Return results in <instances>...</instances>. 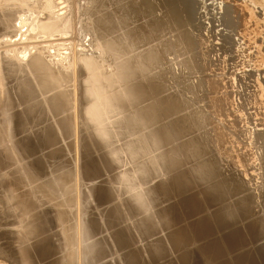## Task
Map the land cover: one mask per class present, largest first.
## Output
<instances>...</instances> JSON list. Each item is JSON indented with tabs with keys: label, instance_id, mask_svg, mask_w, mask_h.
Masks as SVG:
<instances>
[{
	"label": "rangeland",
	"instance_id": "obj_1",
	"mask_svg": "<svg viewBox=\"0 0 264 264\" xmlns=\"http://www.w3.org/2000/svg\"><path fill=\"white\" fill-rule=\"evenodd\" d=\"M81 1L83 0H67L66 4L74 7V13L70 16V18H68V20L64 22L61 30L64 29L63 26L69 21V19L71 22V29L75 23L77 24L79 22L83 23V25L85 26H88L90 24L89 23L90 16L88 15L91 14V12L93 13L97 9H100L93 3L92 0H90L91 3L89 5L90 6L89 9H92V11L88 10V12H86V8L81 4ZM182 1L180 2V0L179 1L177 0V2L175 3L174 0L173 1L169 0V2H167V4H169L168 6L169 8L170 6H175V8L173 7L170 9L168 8L169 11L171 10V12H173L175 11V9L176 11L183 10L182 12L180 11L182 14H176V15L162 14L161 12L160 14H158L159 12L157 11L156 12L157 14H151V16L148 17V18L153 17L154 19L156 17L155 21L158 20L160 21L158 28L159 34L156 36V38L154 37L151 38V40L154 39L153 41H150L148 39L147 45L143 46V47H149V46L154 47V53L152 54V57H150L149 52H147L146 54L143 52L139 54L137 53L138 56L136 57H138V60H135V62L141 63V65H143L142 67H145L143 73L144 76L143 75L141 76V74L138 72L133 74L134 76L132 81L135 83V86H137V89L135 91H132V94L133 92H137L138 96L131 95L132 96L131 97L130 94L121 91L122 93H120V96L117 97L114 94L115 93L114 90L117 87V85L121 84L122 82L119 83L115 81L112 82L109 81V82H102L101 84L99 82H95V85L94 84L92 85L90 84L91 82H89L88 79H86L85 81L86 78L85 75L88 74L85 71L86 72V73L84 72L85 75H82V77L80 75L78 77L79 79L78 82H80L82 78H83L82 80L84 81V82L81 81L82 83L80 82L81 84L77 86L79 89L78 88L75 89L76 82L74 83V91L76 92V93L74 92L75 94L74 96L75 98L77 97L79 99L74 100L75 104H73L70 107L62 108L60 104V100L55 99L57 98V96L54 95L53 91H51L52 93L51 95L49 90L47 92L46 91L43 92L45 93L43 94L44 97L47 95L45 98L42 96L41 93L37 91L35 93L36 95L34 93L28 94L26 96V99L28 100L22 99L23 97L21 96L22 101L20 99L19 103L17 104L15 101L16 107L14 109L17 110L18 108L19 110H22V113L23 111L24 112L26 111L27 113V114L23 113L24 116L22 117V121L24 122H22L21 120L10 122V120H8L9 118L5 116L6 113L8 112V106H6L7 108L6 112L1 111L2 108H0V123L3 122V118L4 120L6 119L9 122V126L7 127V129L3 128V126H0V134L3 136V139L0 138V199H1L0 200V220H1L0 221V261H1L0 264H131V262L132 264L135 263L136 264H167V263L168 264H231V262L235 258H237L238 255L244 256L246 257V259L250 258L248 259V264H258V262L259 264L261 263L264 264V261H261L264 260V258L260 259L262 253L258 250L259 248L264 247V235H262L264 234L262 233L264 232V230H262L261 228L262 226H264V223H262L264 222L262 221L264 220V218L262 219L260 218V217H264V213H262L264 212V201L261 202V200H264L262 199V195H264L262 194L264 193V191L262 190L264 189H261L264 188V186H261L264 185V182H261L262 180H264V177H261L264 176V174H262L264 173L262 172L264 170L260 171L261 169H264V167H262L264 166V164H262L264 163V156H262L264 155V103L260 104V102H264V62H262L264 61V14H261L264 13V9L260 8V6L258 5L251 4V6H249V9H253V10H250L251 14L249 15L246 14L247 16H249L246 17L243 11L244 9H246V7H248L249 0H245V1L244 0H239V1L238 0H216V1L186 0L185 2L187 4H185L184 1L183 2ZM95 3L98 4L99 6V2L97 0ZM180 3L181 4L184 3L185 5L182 4L183 6H181L182 8H180ZM243 3H245V5ZM220 4L222 7L220 6ZM43 7H45V3H43L42 0H0V15L19 14L23 18H27L26 29L28 30V34H30V38H27V41L31 44L33 40H35V38H32L33 35L34 36L46 35L45 33L52 31L49 29L40 28V25L47 20L46 17L47 14L44 11L45 8ZM183 7L184 9L188 8L189 10L186 9L184 11ZM255 12L257 14H255ZM258 13H260L262 17L260 16V14L258 15ZM257 16L259 17V19L261 17L259 22ZM242 18L244 22L242 21ZM152 19L150 20L153 21L154 19L153 20ZM255 20L258 23H262V25L260 24L262 28L258 23L256 24ZM249 26L256 29L252 30ZM246 30L249 33V37H247L248 33L246 32ZM251 32L253 34L255 33V35H253ZM1 34L2 33H0V35ZM70 34L71 33L64 34V36L68 37L70 36ZM17 36L18 34L15 35L12 39L19 40V36L18 38ZM83 36H84L83 34L79 35V41H80L79 44L85 42L84 41L85 38ZM244 36L247 37V40L246 37ZM251 36L252 39L250 43ZM253 37L255 40L257 39V41H255ZM5 39H7V37H3V39L0 40L5 41ZM91 39L92 36L90 35L89 37L86 38V42L88 41L91 42L90 41ZM253 43H255L254 44L256 45L255 47ZM85 47L86 48H79V46H77V49H80L79 51L83 52L84 56L85 55L86 57L89 56V58H92L94 62H96L97 64L99 63L98 67L97 66H94L95 68L91 67L90 71H92V73L101 70L103 72L105 71L106 74H112L116 71L117 62H115L116 60L111 53L108 52L110 54L109 55L107 51H104V49L101 50L99 48V45L94 46L92 45V43H90V47L88 46ZM189 47L191 48L189 49ZM7 57L8 56H6V59ZM195 57H198L200 59ZM9 58H11L12 60L9 61ZM14 60L16 59H13L12 57H8L7 62L8 63L10 62L11 64L12 61L13 62L12 65H15V62L16 64L21 63L17 60L16 61ZM24 62L26 61H23V63ZM137 63L133 68H131L132 70H135L138 65L141 66L140 64ZM145 63H147L149 66ZM196 63L199 68L195 66ZM198 63H200V65ZM93 65L96 64L94 63ZM112 66L114 69L112 68ZM62 67H65V69ZM62 67L58 65L56 66L55 64L52 65L51 63H49V65L43 64L42 66H40V68L43 70V78L46 84L48 85V87L58 86V85H62L64 87L65 85L67 86V90H66L67 94H70L72 93L70 87V81H69L71 78L68 80L65 78H68V76L73 75L75 72H77V70L73 73L72 66L70 67L62 66ZM146 69L148 72L146 71ZM25 71L28 72V74ZM18 72L20 73V76L17 75ZM3 73L4 72L0 70V78L3 82V87L0 88V95L1 93H4L6 89L5 86L7 83H8L7 85H10L11 88H13L15 85L20 83L21 80L22 82L20 84H23L26 80L30 82L31 80H33V75H31L32 73L29 71L28 68H26L24 72L23 70L19 71L16 68V70L11 75L12 78L11 77H10L11 79L9 78L10 80L7 79V76H5V74ZM145 73H147V75H145ZM151 73L154 74L148 75ZM200 73H202L203 75ZM14 75H16L15 77L17 78L13 77ZM4 76L6 77L7 80H9L7 81V83ZM30 77L32 79H30ZM15 79L17 81L16 82L17 84L15 83ZM214 79L216 80L227 79V80L224 81L226 83L222 81L225 85L222 84L220 90L218 88L216 89V87L214 89V85L211 83V80ZM202 80L204 81L202 82ZM145 82L146 84H144ZM20 84H18L14 88L18 87ZM96 84L98 86H102V90H103L98 94H96L94 91L96 88ZM156 84L158 86L157 91H155V89L151 90L152 92L150 90H146L149 86L151 85L156 86ZM58 89L62 90L61 86H58ZM80 90L82 91V93L80 92ZM19 92H21V90H19ZM78 93L80 94L78 95ZM23 94L24 92L22 91V95ZM210 95L211 97H209ZM53 96L54 98H52L53 99L52 100L51 97ZM80 96L82 98V101L80 100ZM82 96L85 98V100ZM215 96L216 98H214ZM220 96H224L225 98L229 99L230 103L227 105L229 106L228 107L229 109L226 108L228 109L226 110L228 112L223 111L224 113L217 114V107H215L217 105L216 99H218ZM211 98L214 101L213 105L211 103L212 102ZM14 99L17 100V98L15 97ZM45 99H48V101H50L51 104L50 106H48L49 105L48 101ZM34 100L37 101L36 104L40 103L36 106L37 108L35 107L36 104ZM29 101H31V103ZM99 101L100 103L101 102L104 103L105 106L101 107L102 105L99 103ZM232 101L235 103H233ZM256 101L258 103H256ZM209 103L213 106L212 108H210L211 105ZM214 103L216 105H214ZM11 104L12 103L9 102L8 105L11 106ZM41 104H45V106ZM79 105H81L80 108ZM18 106L22 109H20ZM24 106H27L29 109L27 107L23 109ZM39 106L42 107L44 106L43 107L44 109L41 107L40 112H36V110L39 111L40 108ZM46 107L49 110L52 107L51 111H48ZM86 107L87 109H85ZM204 107H206L205 110L203 109ZM96 108L97 110L98 108H100L101 111H105V114L107 115H102V117H100V119L97 122L96 120L93 119L95 122L94 123L92 122V117L94 118L96 113L100 111L98 110L96 112ZM46 109L48 114L51 115V118L48 114L45 113ZM84 110H86L87 114H89L88 116L85 113H83L84 115L82 116V112H84ZM41 112L45 114L44 115L45 117L48 116L49 119L42 116ZM225 112L226 113L231 112L230 113L231 115H228ZM36 113L37 115L40 114L39 115L40 118L32 117V115L34 116L36 115ZM54 113H56V115ZM222 114L224 116L221 117ZM26 115L29 117H27ZM217 115H220L219 116L220 118H218ZM30 116L33 119L35 118V120L37 121L34 122L35 124H30L31 123ZM23 118L26 120H24ZM86 118L88 119L91 118V120H88L90 121L89 123L86 122L87 121ZM119 118H121V120L123 121H121ZM27 119H29L28 120L29 122L27 121ZM33 119L31 121H34ZM118 119L119 122H117ZM200 120L204 124H202ZM219 120L220 122H218ZM53 121L56 122H54L53 124L52 123ZM16 122L19 125L21 123L20 127H18L19 125L16 124ZM27 122L29 125L27 124ZM223 122H225V125ZM12 123H14V125ZM46 123H49L48 125L50 126L47 125L44 126ZM51 123L53 124V126H51ZM86 123L87 124L91 123L92 124L90 125L91 127ZM58 124L59 125L61 124L63 128H66V130H68L67 128L72 126L70 127L72 128V131L62 135L61 133L62 129L61 127L59 128V126H57ZM24 127H26L27 129ZM43 127H48L45 128L48 131H50L49 128L52 127L50 128L52 132H55L56 130L55 133L51 134V136H56L51 138L52 142L51 139L50 141L49 140L44 141L43 139L40 138L41 135H44L43 133L47 131ZM120 127L122 128L120 129ZM19 128L20 129L24 128V129L20 130ZM38 128L40 129L39 131L40 133H38L37 131ZM41 128L42 130L43 129L45 130V131L43 130V133H41L42 132ZM102 128L104 129V132ZM243 128H244V132L246 129L247 131L249 130L247 132L248 134L242 133L243 131L241 132ZM16 131L18 135L17 133H15ZM105 131H107L106 135L108 133L107 138L105 137L106 136L105 134L104 135L101 134L102 132L105 133ZM220 132L222 134H220ZM215 133L217 134L219 133L220 136L226 134L224 137L222 136V138H225L227 136L229 139H231L232 142L234 141L235 143L234 142L233 143L235 150L238 148L246 149L248 147L249 150L251 151V155L255 156V157L253 156L254 161L252 165L254 164L256 166L257 164L261 163V165H259L261 169L258 165H257L258 167L257 166L255 167L253 165L248 169L246 168V171H248V175L246 174L247 172L243 174V172L245 171L244 168L242 169L241 166L237 167L236 164L231 162L232 161L231 152H228V154L226 152L227 151L226 148L229 144L227 145L225 144V141H221L220 140L221 137L219 136V134L216 136ZM252 133L253 134L255 133L254 134L255 136ZM37 134L40 136L38 137ZM89 134L90 136H88ZM243 134L245 135L243 136ZM36 135L38 138H36ZM246 135L247 136L249 135L250 140L246 138L247 137ZM14 136L15 139H13ZM91 136L95 137L94 139L95 140L97 139V141L91 139L90 138ZM218 136L220 137L219 139ZM17 137L19 139H17ZM213 137H216V139L213 140ZM23 138L27 140L26 141L27 143L24 142L23 144L24 141ZM54 138L56 139V141H54L55 140ZM87 138H90L91 141ZM253 138L256 140H254ZM20 139L23 141H21ZM247 139L248 142L250 141L249 143L248 142L246 143ZM92 140L94 141L93 143ZM219 144L220 146H218ZM246 145H250V146L246 147ZM242 146H245L246 148ZM6 149H8L9 154H7ZM189 149H192L193 153ZM111 150H116V152L118 151L117 154L119 155V158L115 165H113V163H111L108 159L107 161L104 159V162L106 161L105 163L102 162L103 161L102 158L105 157L103 153L105 154V152ZM183 151L184 152L188 151L187 152L188 156ZM220 151L222 152L220 153ZM224 151L226 152V154H224ZM190 152H191L190 155L191 157L188 154ZM237 152H239V150ZM101 155H103V157ZM219 155L221 156V158ZM100 157L102 160H100ZM183 161L185 162V164ZM255 161L257 164H255ZM107 162L108 165H106ZM252 167L254 168L255 171L253 170ZM240 171H241V175H239ZM128 175L131 177V181L125 182V176ZM257 175L260 177L258 178ZM183 176L188 177V181L190 182V186H189L190 188H188V190L189 191L191 190L190 192L192 193V197L194 199H199L198 201H200V199H204L205 190H207L209 187H212V185L223 186L225 183H228L226 182L227 178L228 180H232V181L234 180V183H236L235 180H237V183L235 184L236 185L235 190H231L229 188V185L232 184L231 182L229 184H225L224 185L225 189L223 191V196L225 195L224 197L222 196L221 198H219V200L217 201L215 200L209 205L202 204L201 207L202 209L199 208L196 212L193 211L190 214L188 211L185 210V204L187 205V203L184 204V202L181 200L182 198H180V196L182 197L183 195L181 190H178L177 188V186L179 187L180 180L184 178ZM10 179L14 181L16 186L15 185L13 186ZM121 180L124 181L122 182ZM161 180L163 181L165 180V181L161 182ZM250 180L251 182L253 181L254 183L253 182L251 183ZM169 181L171 182L169 183ZM248 181L249 183L248 185H246L247 184L246 182ZM244 184L246 185V187ZM256 186L258 188L261 186V188L258 189ZM249 187H251L252 190H249L250 189ZM131 189H134L136 194H138L140 197L147 196L148 198H150L149 194H151L152 192L154 195V191L157 194L166 195L167 196L166 199L163 197L162 199L159 198V200L156 203L165 204L166 206H172L173 209H177L179 211V217L173 218L172 215H170V212L168 210H165L163 212L169 215L170 222L169 221H167L166 223L163 222V224L157 223L158 226L157 228H154L153 230L154 232L153 231L148 232L146 230V226L144 223V219H145L144 215L137 207L132 208V206L130 205L131 199L128 200L129 198L128 195ZM253 189L255 192L254 194H252ZM260 189L262 193L259 191ZM255 190H258L260 193L258 191L256 192ZM134 191H131L130 193L135 194ZM163 191L166 194L163 193ZM28 193L35 198H32ZM246 193L248 195L250 194L249 196L248 195L245 196L247 198L243 196V194L246 195ZM251 194L254 196L251 197L252 196ZM258 194L260 195L262 194V195L260 196ZM13 195L16 197L15 199H17L18 196H20L21 200H22L21 196L25 195L23 200L28 201V202L24 201L25 204L28 203L25 205V207H27V205L29 206L30 204L33 206L32 207L30 205V207H27L31 209L33 208L32 209L33 212L30 211V215L28 216V218L24 216L25 215L24 211L23 213H21L22 212L21 210L25 208L23 206V202L21 203L22 205L19 206L20 203L19 201L18 203L19 207L17 206V203H15V200L14 203L12 202L14 199V197H12ZM240 195L243 197L241 198ZM257 195L260 196L261 198L257 197ZM26 197L27 198L31 197L30 198L31 203L28 200L29 198L26 199ZM250 197L255 200H251ZM148 198L147 200H149ZM257 198H259V200ZM32 199L33 202L35 201L33 204H32ZM245 199L246 200L250 199L253 204L250 202V200L248 202ZM18 200L19 198L17 199V202ZM239 200L246 201L247 205L246 203L243 204ZM238 201H239L238 203L239 205H234ZM11 202H12V206L10 204ZM157 204L155 203L152 204V208L160 207L159 205L156 206ZM176 204L178 205L176 206ZM181 204L183 206H181ZM228 205L230 207H228ZM252 205L253 207H251ZM36 207L38 208L36 209ZM61 207L63 208L60 209ZM177 207H179L181 210ZM224 209L225 211L230 210L232 213L236 215V218L234 219L230 218L228 221L223 220L222 223L229 224L230 225L229 228L232 227L235 229L238 228L237 230L240 233L241 240L240 243H238L236 246L241 244L242 245L238 247L234 246V248H238V249H233L234 251L232 250L231 253L232 257L217 258L216 254L217 255L219 254L218 251L209 252L207 249L209 247L208 245L210 238H206L205 236L197 232L198 234L197 233L193 234L195 238L192 237L193 238L192 240L190 235L188 234L189 225L190 222H192L193 220H198L205 215L208 214L210 216H212L211 214L219 215L218 214L219 211L222 210L221 213H223ZM61 211L64 212L62 217L60 215ZM241 211H245V213L244 215L240 214L241 216L240 217L238 212L240 213ZM256 211H258L262 216H260L259 213L256 215L257 213ZM184 212H185V217L187 214L190 217L187 215V217L189 218L187 217L185 218L183 214ZM154 215L158 216L159 212H156ZM151 217L153 218V215ZM260 220L262 222H260ZM185 223L187 224L186 226ZM83 225L85 226L84 228L88 230L87 233L88 237L86 238H83L82 236ZM259 225L261 226L259 227ZM180 227L181 229H179ZM223 230L219 232L222 233ZM256 230L257 232L255 233ZM174 232L175 233L179 232L178 235H180V237L177 234H175V236L177 235L181 241L176 240L178 239V237L176 236L177 237L176 238L174 235L173 236L175 237L176 241L173 240L172 233ZM219 232L214 233L212 237L215 236L214 238H216L217 236H220ZM244 232L247 233V234L245 233L246 236ZM171 237H172V241H171ZM89 240L92 241V242L90 241V243L93 245V248L95 249L94 251L95 255H89L88 257L82 259V257L84 256L83 253H81L82 252L81 250H83V246L86 244V241L89 242ZM177 241L178 243H176ZM83 242L85 243L84 245ZM40 243L46 247L47 252L46 250L39 252ZM175 243L176 245L177 244L178 245L174 246ZM25 246L30 249L32 248L33 250H29ZM34 246L36 247L37 250L34 248ZM23 247L25 248L23 249ZM78 248H80V250H78ZM25 249L29 250L31 253L36 250L37 254L39 253L41 254H39L38 256L35 255L36 258L31 260L30 258L26 257V255H24L26 251ZM35 252H33L32 254H35ZM78 252L80 253V255ZM203 252L204 254H202ZM42 254H44L43 256L45 257H41ZM132 255L133 257H131ZM37 258H39V260ZM127 258L130 259L128 260ZM231 258H233V260ZM146 260H148L147 263Z\"/></svg>",
	"mask_w": 264,
	"mask_h": 264
},
{
	"label": "bare ground",
	"instance_id": "obj_2",
	"mask_svg": "<svg viewBox=\"0 0 264 264\" xmlns=\"http://www.w3.org/2000/svg\"><path fill=\"white\" fill-rule=\"evenodd\" d=\"M43 1V3H45V7H43V8H45L44 9V11L46 12V17H47V20L43 23V24H41L40 25V28L41 29H43V28H45V29H49V30H52V31H50V32H48V33H45L46 35H41V36H39V35H36V36H34L33 35V37L32 38H35V40H33V42L30 44L28 41H27V38H30V34H28V30L26 29V24H27V18H23V17H21V15H16V14H2V15H0V33H2L1 35H0V39H3V37H7V39H5V41H1L0 40V63H1V66H0V70H2L4 73L3 74H5V76H7V79H9L10 77H11V75H12V73L16 70V68H17V70H19V71H22L23 70V72H24V70L26 69V68H28L29 69V71L32 73L31 75H33V80H31V82L30 81H28V80H26L23 84H20L21 82H22V80H21V82L20 83H18V84H20L18 87H16V88H14L15 86H17L18 84L16 83L17 81H16V79H15V83L17 84V85H13L12 87L13 88H11V86L10 85H7L8 83H7V81H9V80H7L6 79V77H5V80H6V86H5V91H4V93H1V95H0V108H2L1 109V111H7V108H6V106H8V112L6 113V115L5 116H7L8 118V120H10V122L12 121H19V120H21L22 121V117L24 116L23 115V113H26V111L24 112L23 111V113H22V110H19L18 108H17V110H15L14 108L16 107V104L17 103H19V101H20V99H21V96L23 97L22 99H25V100H28V99H26V96L28 95V94H30V93H36L37 91L39 92V93H41L42 94V96H43V94H45V93H43L44 91H49L50 93H51V91H53L54 92V95L55 96H57V98H55V99H57V100H60V104H61V107L62 108H66V107H70V106H72L73 104H75V102H74V100H76V99H79V98H75V94H74V83L76 82V85H75V89H77L78 87V85L79 84H81L82 82L81 81H83L82 79H81V83L80 82H78V77L81 75V77H82V75H85L84 74V72L86 71L88 74L87 75H85L86 76V78H85V81H86V79H88V81L89 82H91L90 84H94L95 85V82H99L100 84L102 83V82H109V81H115V82H122L121 84H119V85H117V87L115 88V90H114V94H115V96H117V97H119L120 96V93H122L121 91H123L124 93H127V94H130V96L132 95H137L138 96V93L137 92H133V94H132V91H135L136 89H137V86H135V83L132 81L133 80V74L134 73H136V72H138V73H140L141 74V76L143 75L144 76V70H145V67H142L143 65H141V63H137V62H135V60H138V57H136V56H138L137 55V53L139 54V53H147V52H149L150 53V57H152V54L154 53V47H152V46H149V47H143V46H145V45H147V43H148V39L150 40V41H153L154 39H152L151 40V38L152 37H154V38H156V36L159 34V30H158V28H159V23H160V21L158 20V21H155V19H156V17H155V19L153 18V17H151V18H148V17H150L151 16V14H157L156 12L158 11L159 13L158 14H160V12L162 13V14H182L181 12L183 11V10H180V11H176V9H175V11H173V12H171V10L169 11L168 10V6H169V4H167V2H169V0H97L98 2H99V6H98V4H96L95 2H96V0H92L93 1V3L97 6V7H99L100 9H97L95 12H91V14H89L88 16H90V18H89V25L88 26H85V25H83V23H75L73 26H72V29H71V22H70V19H69V21L63 26V28L64 29H62L61 30V28H62V25L64 24V22L66 21V20H68V18H70V16L74 13V7L73 6H69L68 4H66V2H67V0H42ZM173 1V0H172ZM179 1V0H178ZM182 0H180V2H181ZM184 1V3L185 4H187L185 1L186 0H183ZM182 1V2H183ZM204 1V0H203ZM216 1V0H215ZM239 1V0H238ZM245 1V0H244ZM174 2L176 3L177 2V0H174ZM190 2V1H189ZM242 2V1H241ZM90 3H91V1L90 0H83V1H81V4L86 8V12H88V10H90V11H92V9H89V5H90ZM184 3H182L183 5H185ZM222 3V2H221ZM224 3V2H223ZM181 3H180V8H182L181 6H183ZM225 4V3H224ZM244 5H245V3H243ZM242 4V5H243ZM249 5H248V7H246V9H244V11H243V13H244V15H249V14H251V11L250 10H253V9H249V6H251V4L252 5H258V6H260V8H262V9H264V0H249V3H248ZM199 5V4H198ZM197 5V6H198ZM247 5V4H246ZM188 6V5H187ZM220 6H221V4H220ZM175 8V6H170V8ZM186 7V6H185ZM222 7V6H221ZM244 7V6H243ZM254 7V6H253ZM257 7V6H256ZM169 8V9H170ZM200 8H202V7H200ZM183 9H184V7H183ZM186 9H188V8H186ZM186 9H184V11L186 10ZM195 9H196V7H195ZM204 9V8H203ZM243 9V8H242ZM257 9V8H256ZM178 10H179V8H178ZM189 10V9H188ZM258 10V9H257ZM216 11V10H215ZM239 11V10H238ZM261 11V10H260ZM184 13V12H183ZM150 14V15H149ZM255 14H257L256 12H255ZM260 13H258V15H259ZM261 14H264V13H261ZM261 14H260V16H261ZM175 15H174V17H175ZM246 15V17H249V16H247ZM254 15V14H253ZM253 15H252V17H253ZM152 16H154V15H152ZM166 17V16H165ZM170 17V16H169ZM244 17V16H243ZM258 17V16H257ZM262 17V16H261ZM261 17H260V19H261ZM154 20H153V19ZM150 19H152L153 21H151ZM178 19V18H177ZM245 19V18H244ZM255 19V18H254ZM259 17H258V22H259ZM172 20H173V18H172ZM256 20H257V18H256ZM256 20H255V22H256ZM178 21V20H177ZM176 21V22H177ZM242 21L244 22V20H243V18H242ZM249 21V20H248ZM248 21H247V23H248ZM181 22V21H180ZM250 22V21H249ZM251 22H252V20H251ZM258 22H256V24L258 23ZM245 24V23H244ZM259 25L261 24L262 25V23H258ZM177 25V24H176ZM246 25V24H245ZM250 25V24H249ZM260 25V26H261ZM251 26V25H250ZM249 26V27H250ZM253 26V25H252ZM255 26V25H254ZM259 26V27H260ZM247 28V27H246ZM252 30L253 29H256V28H252V27H250ZM258 28V27H257ZM261 28H262V26H261ZM69 29H71V30H69ZM242 29H243V27H242ZM245 29V28H244ZM247 30H249V29H247ZM246 30V32L248 33V31ZM251 31V30H250ZM258 31V30H257ZM242 32H243V30H242ZM255 32H256V30H255ZM260 32V31H259ZM69 33H71L70 34V36H68V37H70V38H68V37H65L64 36V34H69ZM246 33V34H247ZM252 33V32H251ZM251 33H250V35H251ZM262 33V32H261ZM18 34V36H19V40H13L12 38L15 36V35H17ZM81 34H83L84 36V38H85V42H82V43H80L79 44V35H81ZM253 34V33H252ZM49 35V36H48ZM92 36V39L90 40L91 42H86V38L87 37H89V36ZM248 35V36H247ZM246 36L247 37H249V33L247 34ZM253 35H255V33L253 34ZM18 36H17V38H18ZM246 36H244V37H246ZM261 36V35H260ZM74 37H75V40H74ZM247 37H246V40H247ZM16 38V37H15ZM14 38V39H15ZM16 38V39H17ZM73 38V39H72ZM239 38H241V37H239ZM236 39V38H235ZM237 39H238V37H237ZM251 39H252V36H251V38H250V43H251ZM253 39H254V37H253ZM245 40V41H246ZM255 40V39H254ZM254 40H252V41H254ZM249 41V40H248ZM247 41V42H248ZM255 41H257V39L255 40ZM243 42V41H242ZM260 42V41H259ZM90 43H92V45H94V46H97V45H99V48L101 49V50H103L104 49V51H107V53L109 52V53H111L113 56H114V58H115V62H117L116 63V71L114 72V73H112V74H106L105 73V71L103 72V71H101V70H98V71H96L95 73H92V71H90L91 70V67H94V66H97L98 67V65H99V63L97 64L96 62H94L93 60H92V58H89V56H87L86 57V55L84 56L83 55V52H81V51H79L80 49H77V46H79V48H86L85 46H88V47H90ZM237 43V42H236ZM153 44V43H152ZM245 44V43H244ZM255 43H253V45H254ZM149 45V44H148ZM251 45V44H250ZM252 45V46H253ZM235 46V45H234ZM256 45H254V47H255ZM241 47V46H240ZM248 47V46H247ZM251 47V46H250ZM191 47H189V49H190ZM237 48H238V46H237ZM257 48V47H256ZM244 49V48H243ZM247 49V48H246ZM255 49V48H254ZM157 50V49H156ZM140 51V52H139ZM159 51V50H158ZM236 51V50H235ZM243 51V50H242ZM247 51V50H246ZM253 51V50H252ZM251 51V52H252ZM124 52H126V53H124ZM161 52V51H160ZM188 52V51H187ZM201 52V51H200ZM204 52V51H203ZM108 53V54H109ZM193 53V52H192ZM249 53V52H248ZM253 53V52H252ZM160 54H162V53H160ZM110 55V54H109ZM156 55V54H155ZM189 55V54H188ZM247 55V54H246ZM6 56H8V57H12L13 59H16L17 61H19V62H21V63H17L16 64V62H15V65H12L13 64V62L11 61V64H10V62L8 63L7 62V60H8V57H7V59H6ZM196 56V55H195ZM245 56V55H244ZM250 57V56H249ZM146 58V57H145ZM144 58V59H145ZM195 58H198V57H195ZM254 58V57H253ZM111 59V58H110ZM142 59V58H141ZM198 59H200V58H198ZM249 59V58H248ZM262 59V58H261ZM10 60H12L11 58H9V61ZM16 60H14V61H16ZM143 60V59H142ZM160 60V59H159ZM23 61H26V62H24L23 63ZM113 61V60H112ZM112 61H111V63H112ZM144 61H146V60H144ZM196 61V60H195ZM248 61V60H247ZM246 61V62H247ZM260 61V60H259ZM45 62V63H44ZM51 63L52 65L53 64H55L56 66L58 65V66H60V67H62V66H72V72L74 73L76 70H77V72H75V73H77V74H73V75H70V76H68V78H65V79H70L69 81H70V87H71V90H72V93H70V94H67V92H66V90H67V86H65L64 85V87L62 86V85H58V86H61V89L62 90H60V89H58V86H51V87H48V85L46 84V82H45V80H44V78H43V70L40 68V66H42L43 64H48L49 65V63ZM129 63V65H128V63ZM143 62V61H142ZM152 62V61H151ZM201 62V61H200ZM262 62H264V61H262ZM96 64V65H93V64ZM136 63L137 64H140L141 66H137L136 67V69L135 70H132L131 68H133L135 65H136ZM154 63V62H153ZM152 63V64H153ZM158 63V62H157ZM251 63V62H250ZM259 63V62H258ZM145 64H147V63H145ZM199 65H200V63H198ZM203 64V63H202ZM205 64H207V63H205ZM261 64V63H260ZM148 65V64H147ZM246 65V64H245ZM249 65V64H248ZM255 65V64H254ZM108 66V65H107ZM114 66V65H113ZM113 66H112V68H113ZM149 66V65H148ZM196 67H198L197 66V63H196V65H195ZM202 66V65H201ZM241 66V65H240ZM130 67V68H129ZM188 67V66H187ZM254 67V66H253ZM62 68H64L65 69V67H62ZM66 68H68V67H66ZM95 68V67H94ZM192 68V67H191ZM199 68V67H198ZM203 68H205V67H203ZM15 69V70H14ZM68 69H70V68H68ZM100 69V68H99ZM114 69V68H113ZM150 69V68H149ZM206 69H207V67H206ZM196 70V69H195ZM146 71H147V69H146ZM150 71V70H149ZM200 71V70H199ZM207 71V70H206ZM206 71H204V72H206ZM26 72V71H25ZM61 72V71H60ZM85 72V73H86ZM109 72V71H108ZM148 72V71H147ZM201 72V71H200ZM19 73V72H18ZM17 73V75H19L20 76V73L18 74ZM27 74H28V72H26ZM62 73V72H61ZM64 73V72H63ZM16 74V73H15ZM24 74V73H23ZM26 74V75H27ZM30 74V73H29ZM65 74V73H64ZM154 74V73H153ZM152 73L151 74H148V75H153ZM200 74H202V73H200ZM206 74V73H205ZM145 75H147V73H145ZM203 75V74H202ZM207 75V74H206ZM211 75V74H210ZM217 75V74H216ZM16 75H14L13 77H15ZM136 76V75H135ZM220 76V75H219ZM66 77H67V75H66ZM224 77V76H223ZM15 78H17V77H15ZM23 78H24V75H23ZM29 78V77H28ZM28 78H26V79H28ZM76 78H77V80H76ZM206 78V77H205ZM208 78V77H207ZM218 78V77H217ZM22 79V78H21ZM30 79H32L31 77H30ZM110 79V80H109ZM135 79V78H134ZM223 79V78H222ZM220 80V79H214V80H211V83L214 85V89H215V87H216V89L218 88V89H220L221 90V86H222V84L223 85H225L224 83H226V82H224V81H226V80ZM13 80V79H12ZM76 80V81H75ZM91 80V81H90ZM140 80V79H139ZM144 80V79H143ZM250 80V79H249ZM34 81V82H33ZM204 80H202V82H203ZM210 81V80H209ZM215 81V82H214ZM224 83H223V82ZM234 81V80H233ZM10 82H12V81H10ZM84 82V81H83ZM88 82V83H89ZM198 82V81H197ZM14 83V84H15ZM86 83V82H85ZM154 83V82H153ZM152 83V84H153ZM229 83V82H228ZM144 84H146V82L144 83ZM160 84V83H159ZM193 84H195V83H193ZM201 84V83H200ZM12 85V84H11ZM143 85V84H142ZM203 85V84H202ZM207 85H208V82H207ZM227 85V84H226ZM82 86V85H81ZM147 86V85H146ZM161 86V85H160ZM204 86H206V85H204ZM260 86V85H259ZM3 87V82H2V80H1V78H0V88H2ZM80 87V86H79ZM148 87V86H147ZM155 87V88H154ZM242 87V86H241ZM83 88V87H82ZM157 88H158V86H157V84H156V86H154V85H151V86H149L146 90H154L155 89V91H157ZM200 88V87H199ZM198 88V89H199ZM51 89H54V90H51ZM79 89V88H78ZM208 89V88H207ZM213 89V88H212ZM19 90H21V92H19ZM64 90V91H63ZM83 90V89H82ZM93 90V89H92ZM145 90V91H146ZM197 90V89H196ZM22 91L24 92V94L22 95ZM95 93L96 94H98V93H100V92H102L103 90H102V86H98L97 84H96V88H95ZM142 91V90H141ZM140 91V92H141ZM149 91V92H150ZM154 91V92H155ZM200 91V90H199ZM215 91V90H214ZM77 92H79V91H77ZM80 92L82 93V91L80 90ZM152 92V91H151ZM176 92V91H175ZM195 92V91H194ZM213 92V91H212ZM217 92V91H216ZM240 92V91H239ZM76 93V92H75ZM157 93V92H156ZM201 93V92H200ZM204 93V92H203ZM218 93H220V92H218ZM21 94V95H20ZM48 94V93H47ZM80 93H78V95H79ZM241 94V93H240ZM239 94V95H240ZM260 94V93H259ZM36 95V94H35ZM40 95V94H39ZM51 95H52V93H51ZM50 95V96H51ZM83 95V94H82ZM84 95H86V94H84ZM107 95V94H106ZM122 95V94H121ZM222 95V94H221ZM242 95V94H241ZM246 95V94H245ZM33 96V95H32ZM47 96V95H46ZM45 96V97H46ZM123 96V95H122ZM131 96V97H132ZM156 96V95H155ZM195 96V95H194ZM198 96V95H197ZM251 96V95H250ZM261 96V95H260ZM14 97L15 98H17V100H15L14 99ZM44 97V96H43ZM44 97V98H45ZM83 97V96H82ZM209 97H211V95L209 96ZM237 97V96H236ZM27 98H29V97H27ZM31 98V97H30ZM52 98H54V96L53 97H51V99ZM84 98V97H83ZM88 98V97H87ZM206 98V97H205ZM204 98V99H205ZM208 98V97H207ZM213 98V97H212ZM211 98V99H212ZM214 98H216V96L214 97ZM231 98V97H230ZM240 98H241V96H240ZM239 98V99H240ZM252 98V97H251ZM250 98V99H251ZM22 99H21V101H22ZM99 99V98H98ZM142 99V98H141ZM180 99V98H179ZM203 99V100H204ZM210 99V100H211ZM238 99V98H237ZM244 99V98H243ZM246 99V98H245ZM248 99V98H247ZM254 99V98H253ZM260 99V98H259ZM39 100V99H38ZM43 100V99H42ZM45 100H47L48 101V99H45ZM53 100V99H52ZM80 100L82 101V98H81V96H80ZM84 100H85V98H84ZM103 100V99H102ZM113 100V99H112ZM125 100V99H124ZM136 100V99H135ZM146 100V99H145ZM196 100V99H195ZM232 100V99H231ZM256 100V99H255ZM261 100V99H260ZM259 100V101H260ZM15 101H16V104H15ZM18 101V102H17ZM35 101V100H34ZM78 101V100H77ZM87 101V100H86ZM153 101V100H152ZM184 101V100H183ZM216 101H217V105L214 103V105H216L215 107H217V114H221V113H224L223 111H226V110H228L229 108V106H227L229 103H230V100L229 99H227V98H225L224 96H220L218 99H216ZM237 101V100H236ZM247 101V100H246ZM262 101V100H261ZM9 102H11L12 104H11V106H9L8 104H9ZM28 102V101H27ZM30 103H31V101H29ZM36 102L37 101H35V104H36ZM42 102V101H41ZM44 102H46V101H44ZM55 102V101H54ZM57 102V101H56ZM96 102V101H95ZM135 102V101H134ZM201 102V101H200ZM213 99H212V105H213ZM233 102V101H232ZM255 102V101H254ZM43 103V102H42ZM86 103V102H85ZM99 103H100V101H99ZM121 103V102H120ZM202 103V102H201ZM208 103V102H207ZM233 103H235V102H233ZM249 103V102H248ZM251 103V102H250ZM256 103H258L257 101H256ZM255 103V104H256ZM261 103H264V102H260V104ZM23 104V103H22ZM21 104V105H22ZM28 104V103H27ZM38 104H40V103H38ZM38 104H36L35 105V107L38 105ZM47 104V103H46ZM48 106H50L51 104H50V101H48ZM56 104V103H55ZM59 104V103H58ZM102 106L101 107H103V106H105L104 105V103H100ZM134 104V103H133ZM146 104V103H145ZM190 104V103H189ZM210 104V103H209ZM19 105V104H18ZM20 105V106H21ZM31 105V104H30ZM41 105H44L45 106V104H41ZM82 105V104H81ZM81 105H79V108H80V106ZM99 105V104H98ZM147 105V104H146ZM169 105H171V104H169ZM211 105V104H210ZM211 105V107L210 108H212L213 106ZM234 105V104H233ZM242 105V104H241ZM249 105V104H248ZM43 106V107H44ZM56 106V105H55ZM77 106V105H76ZM76 106H75V108H76ZM83 106V105H82ZM86 106V105H85ZM93 106H95V105H93ZM161 106V105H160ZM227 106V107H226ZM19 107V106H18ZM25 107H27V106H24L23 107V109L25 108ZM40 107V108H39ZM38 108H39V111H37L36 110V112H40V109H41V107L42 106H39ZM42 107V108H43ZM57 107V106H56ZM88 107V106H87ZM87 107L85 108V109H87ZM100 107V106H99ZM232 107V106H231ZM230 107V108H231ZM234 107V106H233ZM241 107V106H240ZM20 108V107H19ZM28 108V107H27ZM37 108V107H36ZM47 108V107H46ZM74 108V109H75ZM90 108V107H89ZM138 108V107H137ZM205 108L206 107H204L203 109L205 110ZM226 108H228V109H226ZM20 109H22V108H20ZM29 109V108H28ZM44 109V108H43ZM48 109V108H47ZM47 109H46V114H48V112H47ZM51 109H52V107H51ZM51 109L49 110L48 109V111H51ZM61 109V108H60ZM68 109V108H67ZM94 109V108H93ZM103 109V108H102ZM216 109V108H215ZM234 109V108H233ZM31 110H32V108H31ZM35 110V109H34ZM89 110V109H88ZM98 110H100V108H98ZM97 110V108H96V112L98 111ZM118 110V109H117ZM182 110V109H181ZM210 110V109H209ZM214 110V109H213ZM232 110V109H231ZM42 111V110H41ZM44 111V110H43ZM53 111V110H52ZM81 111V110H80ZM79 111V112H80ZM159 111V110H158ZM173 111V110H172ZM240 111V110H239ZM33 112V111H32ZM76 112V111H75ZM179 112V111H178ZM209 112V111H208ZM214 112V111H213ZM212 112V113H213ZM226 112H228V111H226ZM225 112V113H226ZM34 113H35V111H34ZM42 113V116H44L45 114H43V112H41ZM83 113H85V114H87V112H86V110H84V112H82V116L84 115ZM89 113H92V112H89ZM150 113V112H149ZM160 113V112H159ZM199 113V112H198ZM231 113V112H230ZM230 113H226V114H228V115H231ZM236 113V112H235ZM27 114V113H26ZM32 114V113H31ZM55 115H56V113H54ZM164 114V113H163ZM193 114V113H192ZM209 114V113H208ZM215 114V113H214ZM241 114V113H240ZM2 115H4V114H2ZM30 115V114H29ZM36 115H37V113H36ZM32 115V117H37V118H40V114L39 115ZM49 116H50V118H51V115L50 114H48ZM89 114H87V116H88ZM102 115H107V114H105V111H99V112H97L96 113V115H95V117L93 118L92 117V122H94V120H96V122L100 119V117H102ZM129 115V114H128ZM146 115V114H145ZM144 115V116H145ZM227 115V116H228ZM27 116V115H26ZM25 116V117H26ZM39 116V117H38ZM41 116V117H42ZM81 116V117H82ZM87 116H84V117H87ZM91 116V115H90ZM143 116V117H144ZM162 116V115H161ZM171 116V115H170ZM169 116V117H170ZM173 116H174V114H173ZM176 116V115H175ZM216 116V115H215ZM218 116V118H220L219 116L220 115H217ZM222 116H224L223 114L221 115V117ZM27 117H29V116H27ZM45 117V116H44ZM165 117V116H164ZM164 117H162V118H164ZM178 117V116H177ZM226 117V116H225ZM230 117V116H229ZM228 117V118H229ZM45 118H48V116H46ZM54 118V117H53ZM52 118V119H53ZM150 118V117H149ZM200 118V117H199ZM202 118V117H201ZM208 118V117H207ZM218 118H217V120H218ZM239 118V117H238ZM241 118V117H240ZM24 119V118H23ZM30 119L32 120L33 118H31V116H30ZM49 119V118H48ZM47 119V120H48ZM51 119V120H52ZM61 119V118H60ZM87 119V123H89L90 121H88V120H91V118L90 119H88V118H86ZM94 119V120H93ZM120 120H121V118H119ZM119 119L117 120V122H119ZM185 119V118H184ZM247 119V118H246ZM2 120V119H1ZM24 120H26V119H24ZM29 119H27V121H28ZM30 120V124H35L34 122L36 121L35 120V118L33 119L34 121H31ZM54 120V119H53ZM62 120V119H61ZM203 120V119H202ZM237 120H239V119H237ZM20 121V122H21ZM50 121V120H49ZM60 121V120H59ZM66 121V120H65ZM85 121V120H84ZM103 121V120H102ZM106 121V120H105ZM121 121H123V120H121ZM194 121V120H193ZM201 121V120H200ZM208 121V120H207ZM22 122H24V121H22ZM26 122V121H25ZM29 122V121H28ZM28 122H27V124H28ZM33 122V123H32ZM37 122V121H36ZM39 122V121H38ZM51 122V121H50ZM54 122H56V121H53L52 123L54 124ZM91 122V123H92ZM101 122V121H100ZM114 122H115V120H114ZM181 122V121H180ZM195 122V121H194ZM213 122V121H212ZM218 122H220V120L218 121ZM40 123V122H39ZM51 123V126H53V124ZM86 123V124H87ZM87 124V125H92V124ZM95 123V122H94ZM102 123V122H101ZM105 123V122H104ZM103 123V124H104ZM134 123H135V121H134ZM193 123V122H192ZM201 123H202V121H201ZM224 123V125H225V122H223ZM238 123V122H237ZM240 123V122H239ZM250 123V122H249ZM13 125H14V123H12ZM16 124H18L17 122H16ZM23 124V123H22ZM36 124H38V123H36ZM49 123H46L44 126H50V125H48ZM121 124V123H120ZM199 124H200V122H199ZM202 124H204V123H202ZM253 124H255V123H253ZM19 125V124H18ZM20 125H21V123H20ZM20 125L18 126V127H20ZM26 125V124H25ZM29 125V124H28ZM27 125V126H28ZM190 125V124H189ZM211 125V124H210ZM214 125V124H213ZM228 125V124H227ZM240 125H243V124H240ZM246 125V124H245ZM249 125V124H248ZM258 125V124H257ZM0 126H3V128H6L7 129V127L9 126V122L5 119L4 120V118H3V122H1L0 123ZM57 126H59V128L61 127V129H62V135H64L65 133H69L70 131H72V128H70V127H72V126H70L69 128H67L68 130H66V128H63L62 127V125L60 124H58ZM129 126V125H128ZM135 126V125H134ZM217 126V125H216ZM239 126V125H238ZM260 126V125H259ZM23 127V126H22ZM66 127V126H65ZM83 127V126H82ZM81 127V128H82ZM91 127V126H90ZM197 127V126H196ZM224 127H226V126H224ZM241 127V126H240ZM251 127V126H250ZM255 127V126H254ZM14 128V127H13ZM24 128H26V127H24ZM23 128V129H24ZM36 128V127H35ZM44 129L45 128H48V127H43ZM50 128H52V127H50ZM49 128V130L51 131V129ZM94 128V127H93ZM122 127H120V129H121ZM216 128V127H215ZM15 129H17V128H15ZM20 129V128H19ZM22 129V128H21ZM20 129V130H21ZM22 129V130H23ZM27 129V128H26ZM43 129V130H44ZM54 129V128H53ZM52 129V130H53ZM55 129H56V127H55ZM54 129V130H55ZM64 129V130H63ZM103 129V128H102ZM110 129V128H109ZM119 129V128H118ZM214 129V128H213ZM223 129V128H222ZM246 129V128H245ZM32 130V129H31ZM43 130H42V128H41V133H43ZM45 130H47V129H45ZM44 130V131H45ZM53 130V131H54ZM59 130V129H58ZM85 130V129H84ZM91 130V129H90ZM216 130V129H215ZM217 130H218V128H217ZM251 130V129H250ZM260 130V129H259ZM258 130V131H259ZM15 131V130H14ZM30 131V130H29ZM38 133H40L39 131H40V129L38 128ZM50 131H46L45 133H43L44 135H41V139H43L44 141L45 140H49L50 141V139L51 138H53V137H56V136H51V134L52 133H55L56 132V130H55V132H50ZM61 131V130H60ZM75 131H76V129H75ZM83 131V130H82ZM121 131V130H120ZM128 131V130H127ZM240 131V130H239ZM243 131V132H242ZM249 131V130H248ZM247 131V129L245 130V132H244V128H243V130H241V132L242 133H247L248 132ZM255 131H257V130H255ZM32 132V131H31ZM84 132V131H83ZM103 132H104V129H103ZM101 133V134H105L106 135V132L107 131H105V133ZM156 132V131H155ZM214 132H217V131H214ZM214 132H213V134H214ZM218 132H219V130H218ZM223 132V131H222ZM15 133H17V131L15 132ZM20 133V132H19ZM37 133V132H36ZM76 133V132H75ZM209 133V132H208ZM225 133V132H224ZM240 133V132H239ZM241 133V134H242ZM25 134H27V133H25ZM113 134V133H112ZM216 134V136L219 134H217V133H215ZM220 134H222L221 132H220ZM220 134H219V136H220ZM248 134V133H247ZM253 134V133H252ZM251 134V135H252ZM255 134V133H254ZM253 134V135H254ZM260 134V133H259ZM4 135V134H3ZM17 135H18V133H17ZM20 135V134H19ZM34 135V134H33ZM38 135V134H37ZM37 135H36V138H38L40 135H38V137H37ZM97 135V134H96ZM107 135H108V133H107ZM107 135L105 136L106 138H107ZM226 135V134H225ZM225 135H222L223 137L225 136ZM228 135V134H227ZM245 134H243V136H244ZM250 135V134H249ZM249 135L246 137V138H248L249 139ZM24 136V135H23ZM22 136V137H23ZM43 136V137H42ZM76 136V135H75ZM88 136H90V134L88 135ZM100 136V135H99ZM211 136V135H210ZM218 136V139L221 137L222 138V136H220L219 137ZM255 136V135H254ZM19 137V136H18ZM17 137V139H19ZM21 137V138H22ZM26 137V136H25ZM24 137V138H25ZM35 137V136H34ZM84 137H85V135H84ZM252 137V136H251ZM258 137V136H257ZM0 138H2L3 139V136L0 134ZM23 138V139H24ZM27 138V137H26ZM32 138V137H31ZM30 138V139H31ZM91 139H93L94 141H97V139L95 140L94 138L95 137H90ZM90 138H87V139H89L90 140ZM175 138V137H174ZM183 138V137H182ZM220 138V140L221 141H225V144H229L228 146H227V148H226V152H227V154H228V152H231V157H232V161L231 162H233L234 164H236L237 165V167L238 166H241V168L243 169L244 168V172H243V174L245 173V172H247L246 174L248 175V171H246V168L248 169V168H250L251 166H253L252 165V163H253V161H254V157L251 155V151L249 150V148L247 147V146H250V145H246V147L245 146H242V147H245L246 149H236L235 150V148H234V143L231 141V139H229L227 136L225 137V138H222L221 139ZM13 139H15V136H14V138ZM33 139V138H32ZM55 139V138H54ZM53 139V140H54ZM216 139V137H213V140H215ZM248 139H247V141L246 140H244V141H246V143L248 142ZM254 139V138H253ZM21 140V139H20ZM84 140V139H83ZM92 140V143L94 142ZM183 140V139H182ZM235 140V139H234ZM250 140V139H249ZM254 140H256V139H254ZM21 141H23V140H21ZM27 140H25L24 139V141H23V144H24V142H26ZM39 141V140H38ZM41 141V140H40ZM46 141V142H47ZM54 141H56V139L54 140ZM91 141V140H90ZM98 141H99V139H98ZM112 141V140H111ZM117 141V140H116ZM193 141V140H192ZM196 141V140H195ZM18 142V141H17ZM32 142H33V140H32ZM51 142H52V139H51ZM118 142V141H117ZM176 142V141H175ZM187 142V141H186ZM237 142V141H236ZM241 142V141H240ZM250 142V141H249ZM248 142V143H249ZM253 142V141H252ZM261 142V141H260ZM27 143V142H26ZM50 143V142H49ZM88 143V142H87ZM91 143V144H92ZM244 143V142H243ZM243 143H242V145H243ZM51 144V143H50ZM90 144V145H91ZM98 144V143H97ZM148 144V143H147ZM188 144V143H187ZM205 144V143H204ZM245 144V143H244ZM235 145H237V144H235ZM239 145V144H238ZM252 145V144H251ZM53 146V145H52ZM77 146V145H76ZM99 146V145H98ZM114 146V145H113ZM192 146V145H191ZM202 146H204V145H202ZM218 146H220V144L218 145ZM253 146V145H252ZM260 146V145H259ZM40 147V146H39ZM112 147V146H111ZM110 147V148H111ZM106 148H109V147H106ZM178 148H179V146H178ZM185 148V147H184ZM196 148V147H195ZM220 148V147H219ZM218 148V149H219ZM241 148V147H240ZM197 149V148H196ZM199 149V148H198ZM202 149V148H201ZM212 149V148H211ZM222 149V148H221ZM224 149V148H223ZM250 149H251V147H250ZM253 149H255V148H253ZM252 149V150H253ZM55 150V149H54ZM184 150V149H183ZM191 152H192V149H189ZM194 150V149H193ZM204 150H205V148H204ZM215 150V149H214ZM239 150V152H237ZM256 150H258V149H256ZM260 150V149H259ZM58 151H60V150H58ZM126 151V150H125ZM168 151V150H167ZM196 151V150H195ZM219 151V150H218ZM218 151H216V152H218ZM6 152H7V154H9V151H8V149H6ZM56 152V151H55ZM54 152V153H55ZM118 152V151H117ZM117 152H116V150H111V151H108V152H105V154L103 153V155L105 156L104 158H102L103 159V161L102 162H104V159L107 161V159L111 162V163H113V165H115L116 164V162L118 161V158H119V155L117 154ZM122 152V151H121ZM177 152V151H176ZM184 152V151H183ZM188 152V151H187ZM187 152L185 151L184 153H186V155H187ZM191 152L190 153H188L189 154V156L191 155ZM222 151H220V153H221ZM226 152L224 151V154H226ZM255 152V151H254ZM123 153V152H122ZM178 153V152H177ZM193 153V152H192ZM93 154V153H92ZM126 154V153H125ZM202 154V153H201ZM210 154V153H209ZM219 154V153H218ZM223 154V153H222ZM252 154H254V153H252ZM103 155H101L102 157H103ZM121 155V154H120ZM257 155V154H256ZM259 155V154H258ZM89 156V155H88ZM122 156V155H121ZM188 156V155H187ZM220 156V155H219ZM218 156V157H219ZM262 156H264V155H262ZM55 157V156H54ZM184 157H186V156H184ZM191 157V156H190ZM189 157V158H190ZM200 157H202V156H200ZM121 158V157H120ZM123 158V157H122ZM128 158V157H127ZM139 158V157H138ZM205 158V157H204ZM210 158V157H209ZM220 158H221V156H220ZM89 159V158H88ZM101 159V157H100V160H102ZM195 159V158H194ZM255 159H257V158H255ZM141 160V159H140ZM209 160V159H208ZM105 161V162H106ZM108 161V162H109ZM169 161V160H168ZM204 161V160H203ZM220 161V160H219ZM58 162V161H57ZM100 162V161H99ZM104 162V163H105ZM108 162L106 163V165H108ZM123 162H125V161H123ZM130 162V161H129ZM184 162V161H183ZM182 162V163H183ZM210 162H212V161H210ZM257 162H259V161H257ZM83 163V162H82ZM169 163V162H168ZM84 164V163H83ZM89 164V163H88ZM135 164V163H134ZM184 164H185V162H184ZM224 164V163H223ZM233 164V165H234ZM255 164H257L256 163V161H255ZM262 164H264V163H262ZM100 165V164H99ZM112 165V164H111ZM209 165V164H208ZM212 165H214V164H212ZM232 165V166H233ZM258 166L259 165H261V163H259V164H257ZM256 165V166H257ZM119 166V165H118ZM124 166V165H123ZM185 166V165H184ZM255 166V165H254ZM255 166V167H256ZM257 166V167H258ZM84 167V166H83ZM89 167V166H88ZM92 167V166H91ZM107 167V166H106ZM146 167V166H145ZM180 167V166H179ZM209 167V166H208ZM211 167H213V166H211ZM260 167V166H259ZM262 167H264V166H262ZM97 168H99V167H97ZM160 168V167H159ZM216 168V167H215ZM253 168V167H252ZM251 168V169H252ZM113 169V168H112ZM185 169V168H184ZM239 169V168H238ZM257 169H259V168H257ZM257 169H256V172H257ZM260 169H261V167H260ZM81 170H82V168H81ZM170 170V169H169ZM208 170V169H207ZM216 170V169H215ZM214 170V171H215ZM218 170V169H217ZM221 170V169H220ZM250 170V169H249ZM253 170H254V168H253ZM262 170H264V169H261L260 171H262ZM6 171V170H5ZM4 171V172H5ZM79 171V170H78ZM124 171H126V170H124ZM179 171V170H178ZM235 171V170H234ZM238 171V170H237ZM251 171V170H250ZM255 171V170H254ZM185 172V171H184ZM190 172V171H189ZM192 172V171H191ZM218 172V171H217ZM227 172V171H226ZM225 172V173H226ZM262 172H264V171H262ZM135 173V172H134ZM206 173V172H205ZM228 173V172H227ZM233 173V172H232ZM258 173H259V171H258ZM7 174V173H6ZM79 174V173H78ZM88 174H89V172H88ZM108 174V173H107ZM119 174V173H118ZM172 174V173H171ZM170 174V175H171ZM217 174V173H216ZM224 174V173H223ZM230 174V173H229ZM234 174V173H233ZM236 174V173H235ZM257 174V173H256ZM262 174H264V173H262ZM102 175V174H101ZM186 175V174H185ZM188 175V174H187ZM190 175H191V173H190ZM190 175H189V177H190ZM237 175V174H236ZM235 175V176H236ZM239 175H241V171H240V174ZM260 175H261V173H260ZM109 176V175H108ZM122 176V175H121ZM172 176V175H171ZM205 176V175H204ZM219 176V175H218ZM243 176V175H242ZM258 176V175H257ZM119 177H120V175H119ZM134 177V176H133ZM184 177V176H183ZM234 177V176H233ZM238 177V176H237ZM236 177V178H237ZM240 177V176H239ZM260 176H258V178H259ZM261 177H264V176H261ZM10 178V177H9ZM79 178V177H78ZM181 178V177H180ZM192 178V177H191ZM218 178V177H217ZM219 178H221V177H219ZM141 179V178H140ZM235 179V178H234ZM255 179V178H254ZM11 180V183L13 184V186L15 185L16 186V184L14 183V181H12V179H10ZM111 180V179H110ZM178 180H179V178H178ZM177 180V181H178ZM227 181L226 182H228V183H225V184H229L230 182L232 183L231 185H229V188L231 189V190H235V188H236V183H237V180H235L236 181V183H234V180L232 181V180H228V178L226 179ZM239 180V179H238ZM244 180V179H243ZM259 180V179H258ZM9 181V180H8ZM122 182L124 181V180H121ZM126 181H131V177L128 175V176H125V182ZM137 181V180H136ZM163 180H161V182H162ZM165 181V180H164ZM163 181V182H164ZM213 181V180H212ZM247 181V180H246ZM121 182V183H122ZM145 182H147V181H145ZM171 181H169V183H170ZM192 182H193V180H192ZM239 182V181H238ZM250 182H251V180H250ZM253 182V181H252ZM251 182V183H252ZM256 182V181H255ZM258 182V181H257ZM261 182H264V180H262ZM261 182H260V184H261ZM78 183V182H77ZM109 183V182H108ZM133 183H135V182H133ZM151 183V182H150ZM160 183V182H159ZM169 183H168V185H169ZM209 183V182H208ZM221 183V182H220ZM247 184L246 185H248V183H249V181L248 182H246ZM254 183V182H253ZM8 184H10V183H8ZM8 184H7V187H8ZM127 184V183H126ZM149 184V183H148ZM210 184V183H209ZM222 184H224V183H222ZM224 184V185H225ZM240 184V183H239ZM256 184V183H255ZM86 185V184H85ZM125 185V184H124ZM132 185V184H131ZM147 185V184H146ZM161 185V184H160ZM176 185V184H175ZM224 185L222 186V185H212V187H209L207 190H205V197H204V199H200V201H198L199 199H194L193 197H192V193L188 190V188H190L189 186H190V182L188 181V177H184L183 179H181L180 180V184H179V187L177 186V188H178V190H181V192H182V197L180 196V198H182L181 200L184 202V204L185 203H187V205L185 204V210L186 211H188L190 214L194 211V212H196L199 208H201L202 207V204L203 205H206V204H210V203H212L213 201H217V200H219V198H221L222 196H223V191H224V189H225V187H224ZM245 185V184H244ZM246 185H245V187H246ZM253 185V184H252ZM111 186V185H110ZM114 186V185H113ZM165 186H166V184H165ZM171 186V185H170ZM172 186H173V183H172ZM240 186H242V185H240ZM261 186H264V185H261ZM261 186L259 187V188H261ZM81 187V186H80ZM164 187V186H163ZM194 187H195V185H194ZM257 187V186H256ZM11 188V187H10ZM15 188V187H14ZM112 188V187H111ZM134 188V187H133ZM135 188H136V186H135ZM141 188V187H140ZM165 188V187H164ZM200 188V187H199ZM243 188V187H242ZM250 189L249 190H252L251 189V187H249ZM253 188H255V187H253ZM258 188V187H257ZM256 188V189H257ZM258 188V189H259ZM12 189V188H11ZM18 189V188H17ZM128 189V188H127ZM195 189V188H194ZM261 189H264V188H261ZM261 189L259 190L261 193H262V191H264V190H262L261 191ZM10 190V189H9ZM13 190H15V189H13ZM87 190V189H86ZM106 190V189H105ZM240 190V189H239ZM244 190V189H243ZM242 190V191H243ZM129 191V190H128ZM131 191H134V189H131ZM130 191V192H131ZM137 191V190H136ZM141 191V190H140ZM226 191V190H225ZM237 191V190H236ZM256 192L258 191V190H255ZM258 191V192H259ZM9 192V191H8ZM129 192V198H128V200L129 199H131V206H132V208H134V207H137L138 209H140V211H141V213L144 215V223H145V226H146V230L148 231V232H151V231H153L154 230V228H157V226H158V224L159 223H162L163 224V222L164 223H166L167 221H169L170 222V217H169V215H167V214H165L163 211H165V210H168L169 212H170V215H172V217L173 218H178L179 217V211L177 210V209H173L172 208V206H166L165 204H157L156 202L159 200V198L160 199H162V197L163 198H165L166 199V195H163V194H157V193H155V191H154V195H153V193L151 192V194H149L150 195V198H148L147 196L145 197H143L142 195V197H140L138 194H136V192H135V194L134 193H130ZM240 192V191H239ZM248 192V191H247ZM251 192V191H250ZM259 192V193H260ZM78 193V192H77ZM163 193H165L164 191H163ZM241 193V192H240ZM245 193V192H244ZM255 192H254V189H253V192H252V194H254ZM29 194V193H28ZM155 194H157V195H155ZM166 194V193H165ZM179 194V193H178ZM237 194V193H236ZM251 194V195H252ZM262 194H264V193H262ZM261 194V195H262ZM8 195V194H7ZM30 196H31V194H29ZM28 195V196H29ZM120 195V194H119ZM175 195V194H174ZM238 195V194H237ZM248 194L246 193V195L245 194H243V196L245 197V196H247ZM250 195V194H249ZM248 195V196H249ZM258 195H260V194H258ZM257 195V197H260V196H258ZM25 196V195H24ZM24 196H21V198H22V200L20 199V196H18V198H19V200H18V202H17V199H15L16 197L13 195L12 197H14V199H13V203H14V200H15V203H17V206H18V203H19V201H20V203H19V206L20 205H22L21 203L23 202V206L25 207V205L26 204H28V203H26L25 204V202H28L27 200H23V198H24ZM225 196V195H224ZM223 196V197H224ZM239 196V195H238ZM243 196H241L240 195V197L242 198ZM254 195H252L251 197H253ZM255 196H256V194H255ZM32 197V196H31ZM30 197V198H31ZM178 197H179V195H178ZM197 197H199V196H197ZM197 197H195V198H197ZM250 197V199L251 200H255V199H252ZM29 198V197H28ZM27 197H26V199H28ZM30 198L28 199L29 200V202L31 203V200H30ZM32 198H35V197H32ZM78 198V197H77ZM80 198V197H79ZM147 198L149 199V200H147ZM202 198V197H201ZM245 198H247V197H245ZM249 198V197H248ZM255 198V197H254ZM261 198V197H260ZM229 199V198H228ZM249 199V200H250ZM258 200H259V198H257ZM262 199H264V195H262ZM1 200V199H0ZM35 200V199H34ZM180 200V199H179ZM234 200H235V198H234ZM246 200V199H245ZM249 200H246V201H248L249 202ZM251 200H250V202H251ZM261 200V199H260ZM25 201V202H24ZM164 201V200H163ZM175 201H177V200H175ZM240 202H242L243 204H245L246 203V201H242V200H239ZM239 201L238 202H236L234 205H239L238 203H239ZM262 201H264V200H261V202ZM12 202L10 203L11 204V206H12ZM35 202V201H34ZM33 202V199H32V204L34 203ZM165 202V201H164ZM179 202H181V201H179ZM183 202H182V204H183ZM226 202V201H225ZM224 202V203H225ZM157 204L156 206H160V207H157V208H152V204ZM160 203V202H159ZM176 203V202H175ZM178 203V202H177ZM229 203H230V201H229ZM252 203V202H251ZM9 204V203H8ZM181 204V206H183ZM223 204V203H222ZM232 204V203H231ZM230 204V205H231ZM253 204V203H252ZM259 204V203H258ZM31 205V204H30ZM30 205L28 206L27 205V207H30ZM169 205V204H168ZM178 204H176V206H177ZM246 205H247V203H246ZM261 205V204H260ZM18 206V207H19ZM22 206V207H23ZM32 206V205H31ZM166 206V207H165ZM180 206V205H179ZM222 206V205H221ZM27 207H25L24 209H22L21 207V213H23V211H24V216L25 217H27L28 218V216L30 215V211H32V209L31 208H27ZM33 207V206H32ZM216 207V206H215ZM228 207H230L229 205H228ZM227 207V208H228ZM251 207H253V205L251 206ZM38 207H36V209H37ZM40 208V207H39ZM63 207H61L60 209H62ZM117 208V207H116ZM177 208H179V207H177ZM182 208V207H181ZM245 208V207H244ZM256 208V207H255ZM6 209V208H5ZM12 209V208H11ZM10 209V210H11ZM180 209V208H179ZM202 209V208H201ZM212 209V208H211ZM230 209V208H229ZM262 209V208H261ZM113 210V209H112ZM181 210V209H180ZM219 210V209H218ZM233 210V209H232ZM237 210V209H236ZM252 210V209H251ZM258 210V209H257ZM260 210V209H259ZM35 211V210H34ZM37 211V210H36ZM123 211V210H122ZM139 211V210H138ZM178 211V212H177ZM185 211V212H186ZM222 211V210H221ZM221 211H219V215H215V214H211L212 216H210L209 214L208 215H205V216H203V217H201L200 219H198V220H190V221H192V222H190V225H189V235H190V237H191V239L193 240V238L192 237H194L193 236V234L194 233H197V232H199L201 235H203V236H205L206 238H210L209 239V247L207 248L208 249V251L209 252H216V251H218V253L219 254H221V255H217L216 254V257L218 258V257H225V258H229V257H232L231 256V253H232V250L233 249H238V248H234V246H236L238 243H240V240H241V236H240V233H239V231L237 230V229H235V228H229V224H223L222 222H223V220L224 221H228L230 218L231 219H234V218H236V215L234 214V213H232L230 210H226L225 211V209L223 210L224 212L223 213H221ZM235 211V210H234ZM33 212V211H32ZM93 212V211H92ZM156 212H159V215L158 216H155L154 214L156 213ZM181 212V211H180ZM185 212L183 213L184 214V217H185ZM202 212H203V210H202ZM201 212V213H202ZM207 212V211H206ZM212 212V211H211ZM257 213H256V215L259 213L258 211H256ZM7 213V212H6ZM63 213L64 212H62L61 211V217H62V215H63ZM97 213V212H96ZM168 213V212H167ZM199 213H200V211H199ZM244 213H245V211H241L240 213L238 212V214H239V216H240V214H242V215H244ZM262 213H264V212H262ZM8 214V213H7ZM182 214V213H181ZM197 214V213H196ZM10 215V214H9ZM40 215V214H39ZM59 215V214H58ZM103 215V214H102ZM153 215V218L151 217V216ZM188 215V214H187ZM187 215H186V217H187ZM259 215H260V213H259ZM35 216V215H34ZM37 216V215H36ZM48 216V215H47ZM78 216V215H77ZM180 216H183V215H180ZM189 216V215H188ZM195 216V215H194ZM198 216V215H197ZM260 216H262V215H260ZM39 217V216H38ZM49 217H50V215H49ZM85 217V216H84ZM120 217V216H119ZM185 217V218H186ZM190 217V216H189ZM189 217H187V218H189ZM241 217V216H240ZM32 218V217H31ZM31 218H29V219H31ZM194 218V217H193ZM199 218V217H198ZM237 218H239V217H237ZM261 219L262 218H264V217H260ZM259 218V219H260ZM153 219V220H152ZM38 220V219H37ZM49 220V219H48ZM140 220V219H139ZM177 220V219H176ZM257 220V219H256ZM1 221V220H0ZM131 221V220H130ZM129 221V222H130ZM174 221V220H173ZM252 221H253V219H252ZM262 221H264V220H262ZM261 220H260V222H262ZM37 222V221H36ZM45 222V221H44ZM176 222V221H175ZM186 222V221H185ZM247 222H248V220H247ZM255 222V221H254ZM87 223V222H86ZM158 223V224H157ZM189 223V222H188ZM262 223H264V222H262ZM131 224V223H130ZM129 224V225H130ZM177 224V223H176ZM244 224H245V222H244ZM252 224H254V223H252ZM256 224V223H255ZM80 225V224H79ZM161 225V224H160ZM178 225H179V222H178ZM184 225V224H183ZM182 225V226H183ZM187 224L185 223V226H186ZM242 225V224H241ZM262 225V224H261ZM261 225H259V227L261 226ZM4 226V225H3ZM2 226V227H3ZM162 226V225H161ZM160 226V227H161ZM253 226V225H252ZM258 226V225H257ZM85 226L83 225V228H82V236H83V238H86V237H88L87 236V233H88V230H86V228H84ZM86 227H87V225H86ZM135 227V226H134ZM176 227V226H175ZM159 228V227H158ZM227 228H229V229H227ZM243 228V227H242ZM262 228V230H264V226H262L261 227ZM2 229V228H1ZM179 229H181V227L179 228ZM178 229V230H179ZM223 229H225V230H223ZM247 229V228H246ZM253 229H254V227H253ZM35 230V229H34ZM37 230V229H36ZM87 232H86V231ZM221 230H223L222 231V233H220L221 232ZM11 231V230H10ZM39 231V230H38ZM81 231V230H80ZM220 231V232H219ZM104 232H105V230H104ZM135 232V231H134ZM154 232V231H153ZM216 232H219L220 233V236H217L216 238H214V237H212V235L214 234V233H216ZM241 232V231H240ZM257 232V230L255 231V233ZM260 232V231H259ZM12 233V232H11ZM80 233V232H79ZM137 233V232H136ZM179 233V232H178ZM178 233H172V236L174 235L175 236V234H177L178 235ZM246 232H244V234H245ZM253 233V232H252ZM262 233H264V232H262ZM261 233V234H262ZM185 234V233H184ZM198 234V233H197ZM247 234V233H246ZM246 234H245V236H246ZM79 235V234H78ZM140 235V234H139ZM176 235V236H177ZM262 235H264V234H262ZM261 235V236H262ZM173 236V240H175V237ZM179 237H180V235H178ZM177 236V237H178ZM257 236V235H256ZM258 236H259V234H258ZM80 237V236H79ZM176 237V238H177ZM179 237H178V239H176V240H180L179 239ZM198 237H199V235H198ZM197 237V238H198ZM219 237V238H218ZM139 238V237H138ZM142 238V237H141ZM195 238V237H194ZM196 238V239H197ZM201 238V237H200ZM11 239V238H10ZM9 239V240H10ZM154 239V238H153ZM82 240H84V239H82ZM175 240V241H176ZM15 241V240H14ZM26 241V240H25ZM28 241V240H27ZM90 241L91 240H89V242L88 241H86V244L83 242V250H81L82 252L81 253H83V256L84 257H82V259H84V258H86V257H88L89 255H95V249L93 248V245L90 243ZM171 241H172V237H171ZM175 241H173V242H175ZM181 241V240H180ZM179 241V242H180ZM24 242V241H23ZM92 242V241H91ZM172 242V243H173ZM42 243V242H41ZM40 243V251L39 252H42V251H45L46 250V247L44 246V245H42ZM82 243V242H81ZM176 243H178V241L176 242ZM176 243L174 244V246H177L176 245ZM28 244V243H27ZM39 244V243H38ZM37 244V245H38ZM261 244V243H260ZM46 245V244H45ZM80 245V244H79ZM138 245V244H137ZM242 245V244H241ZM241 245H238V246H241ZM173 246V245H172ZM238 246H236V247H238ZM26 247V246H25ZM25 247H23V249L25 248ZM79 247V246H78ZM132 247V246H131ZM27 248V247H26ZM34 248L36 249V247L34 246ZM48 248V247H47ZM82 248V247H81ZM27 249H29V250H33L32 248L30 249V248H27ZM38 249H39V247H38ZM180 249V248H179ZM205 249V248H204ZM243 249V248H242ZM247 249V248H246ZM26 250V249H25ZM25 250H23V251H25ZM29 250H26L25 251V254L24 255H26V257H28V258H30L31 260L32 259H34V258H36L35 257V255H39V254H41V253H39V254H37V249L35 250V251H33V252H35V254H32ZM78 250H80V248H78ZM171 250V249H170ZM248 250V249H247ZM261 253H262V256H261V258L260 259H262V258H264V247H261V248H259L258 249ZM147 251V250H146ZM193 251V250H192ZM234 251V250H233ZM241 251H244V250H241ZM46 252H47V250H46ZM140 252V251H139ZM194 252V251H193ZM206 252V251H205ZM248 252V251H247ZM5 253V252H4ZM23 253V252H22ZM79 253V252H78ZM201 254V253H200ZM202 254H204V252L202 253ZM215 254V253H214ZM227 254V255H226ZM236 254V253H235ZM44 254H42L41 255V257H45V256H43ZM79 255H80V253H79ZM78 255V256H79ZM129 255V254H128ZM134 255V254H133ZM133 255L131 256V257H133ZM209 255V254H208ZM233 255V254H232ZM6 256V255H5ZM82 256V255H81ZM126 256V255H125ZM124 257V256H123ZM137 257V256H136ZM186 257V256H185ZM22 258V257H21ZM40 258V257H39ZM39 258H37L38 260H39ZM78 258H80V257H78ZM125 258V257H124ZM146 258V257H145ZM150 258V257H149ZM216 258V259H217ZM248 258V257H247ZM9 259V258H8ZM41 259V258H40ZM128 259V258H127ZM130 259V258H129ZM128 259V260H129ZM182 259V258H181ZM185 259V258H184ZM232 260H233V258H231ZM248 259H250V258H248ZM248 259H246V257H244V256H239L238 255V257L237 258H235L232 262H231V264H248ZM36 260V259H35ZM141 260V259H140ZM150 260V259H149ZM171 260V259H170ZM221 260H222V258H221ZM253 260V259H252ZM251 260V261H252ZM14 261V260H13ZM24 261V260H23ZM40 261H42V260H40ZM80 261V260H79ZM145 261V260H144ZM147 261L148 260H146V263H147ZM261 261H264V260H261ZM1 262V261H0ZM4 262V261H3ZM215 262V261H214ZM258 262V261H257ZM26 263V262H25ZM122 263V262H121ZM142 263H143V260H142ZM148 263H150V262H148ZM218 263V262H217ZM220 263V262H219ZM230 263V262H229ZM131 264H132V262H131ZM136 264V263H135ZM168 264V263H167ZM258 264H259V262H258ZM262 264V263H261Z\"/></svg>",
	"mask_w": 264,
	"mask_h": 264
}]
</instances>
